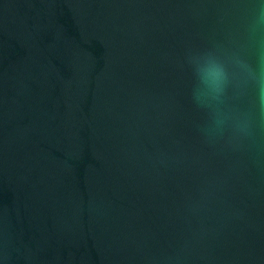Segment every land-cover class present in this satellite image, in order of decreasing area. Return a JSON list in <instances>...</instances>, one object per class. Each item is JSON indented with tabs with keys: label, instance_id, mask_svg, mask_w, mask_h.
<instances>
[{
	"label": "water",
	"instance_id": "95a60500",
	"mask_svg": "<svg viewBox=\"0 0 264 264\" xmlns=\"http://www.w3.org/2000/svg\"><path fill=\"white\" fill-rule=\"evenodd\" d=\"M259 82L264 0H0V264H264Z\"/></svg>",
	"mask_w": 264,
	"mask_h": 264
},
{
	"label": "clouds",
	"instance_id": "9594fccd",
	"mask_svg": "<svg viewBox=\"0 0 264 264\" xmlns=\"http://www.w3.org/2000/svg\"><path fill=\"white\" fill-rule=\"evenodd\" d=\"M210 74L212 76L214 83L218 87L222 85L224 79V72L222 68H220L218 65L214 66ZM259 83H260L261 91L264 92V82H259Z\"/></svg>",
	"mask_w": 264,
	"mask_h": 264
}]
</instances>
